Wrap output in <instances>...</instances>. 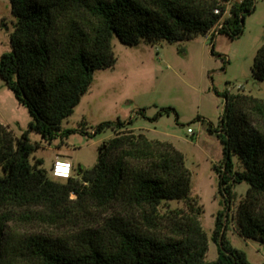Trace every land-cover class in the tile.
I'll return each mask as SVG.
<instances>
[{
  "label": "trees",
  "instance_id": "1",
  "mask_svg": "<svg viewBox=\"0 0 264 264\" xmlns=\"http://www.w3.org/2000/svg\"><path fill=\"white\" fill-rule=\"evenodd\" d=\"M11 4L17 20L12 49L0 56V76L28 107L32 120L20 138L0 122L4 170L0 264H249L246 253L226 239L224 218L235 187L247 182L249 188L234 216L237 231L264 243L263 98L225 90L220 125L209 127L223 143L224 157L215 169L226 208L218 212L212 234L218 244L213 261L205 260L209 238L201 222L203 206L192 194L185 155L173 143L122 132L133 118L106 121L94 133L112 126L115 136L100 146L97 163L90 169L78 166V174L73 168L71 177H56L51 170V177L43 159L32 160L40 145L30 136L35 131L52 141L77 130H63L62 122L88 91L95 71L115 65L114 36L128 45L182 41L207 34L221 23L218 32L236 38L244 31L247 15L255 11V0H11ZM252 74L264 81V44L256 52ZM171 202L184 206L172 207ZM92 207L114 214L74 234L27 233L15 226L18 221L63 224L77 211Z\"/></svg>",
  "mask_w": 264,
  "mask_h": 264
},
{
  "label": "rangeland",
  "instance_id": "2",
  "mask_svg": "<svg viewBox=\"0 0 264 264\" xmlns=\"http://www.w3.org/2000/svg\"><path fill=\"white\" fill-rule=\"evenodd\" d=\"M255 4V11L246 17L243 33L236 38L226 33L212 34L213 28L189 40L143 41L137 45L125 44L114 36L115 65L95 71L88 91L62 122L63 130H77L65 137L60 134L52 141L33 131L31 140L40 148L34 152L32 160L43 159L51 176L57 157L68 158L73 161L74 174H78V166L90 169L97 163L100 146L115 136L112 126L97 134L94 129L106 121L128 122L133 118V123L125 125L122 132L145 133L152 140L171 142L185 155L191 171L192 194L203 206L201 222L209 238L205 260H215L218 244L212 234L218 212L226 209L215 165L223 159L224 148L217 133H212L209 127L220 125L226 108L225 90L242 91L264 99V81L256 80L252 74L254 57L264 44V0H255ZM230 7L231 4H227V8ZM228 16L229 12L224 19ZM16 20L11 0H0V56L12 49L11 34ZM164 107H173L178 116L175 111H162ZM157 114L159 117L153 120ZM31 120L28 107L0 76V122L20 138ZM189 127L194 129V134L188 132ZM234 161L236 167L242 169L236 157ZM3 174L0 165V175ZM248 188L247 182L235 187V198L224 218L225 235L230 244L246 253L249 264H264V243L242 236L234 218ZM170 205L183 207L184 203L171 202ZM113 214L114 211L92 207L77 211L63 224L18 221L15 226L27 233L74 234L82 227L97 226Z\"/></svg>",
  "mask_w": 264,
  "mask_h": 264
},
{
  "label": "built area",
  "instance_id": "3",
  "mask_svg": "<svg viewBox=\"0 0 264 264\" xmlns=\"http://www.w3.org/2000/svg\"><path fill=\"white\" fill-rule=\"evenodd\" d=\"M220 27H222V24L221 23L217 24V26L211 30L212 31L211 33L217 34L218 33L217 29ZM188 132L191 134L195 133L194 129L191 127L188 128ZM73 168H74V164L71 159L57 157L52 167V174L56 177H71L73 175Z\"/></svg>",
  "mask_w": 264,
  "mask_h": 264
}]
</instances>
